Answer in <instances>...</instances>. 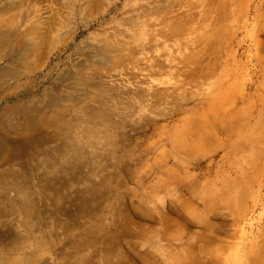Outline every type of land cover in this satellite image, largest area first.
Masks as SVG:
<instances>
[{"label":"rangeland","instance_id":"rangeland-1","mask_svg":"<svg viewBox=\"0 0 264 264\" xmlns=\"http://www.w3.org/2000/svg\"><path fill=\"white\" fill-rule=\"evenodd\" d=\"M0 264H264V0H0Z\"/></svg>","mask_w":264,"mask_h":264},{"label":"crops","instance_id":"crops-1","mask_svg":"<svg viewBox=\"0 0 264 264\" xmlns=\"http://www.w3.org/2000/svg\"><path fill=\"white\" fill-rule=\"evenodd\" d=\"M194 238H199V237H194ZM172 239H173V237H172ZM174 240H176L175 237H174Z\"/></svg>","mask_w":264,"mask_h":264}]
</instances>
